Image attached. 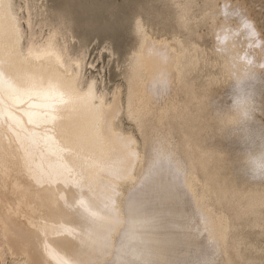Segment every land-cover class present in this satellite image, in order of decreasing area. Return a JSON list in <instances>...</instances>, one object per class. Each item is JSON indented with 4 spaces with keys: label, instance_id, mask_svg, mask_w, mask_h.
<instances>
[{
    "label": "bare ground",
    "instance_id": "6f19581e",
    "mask_svg": "<svg viewBox=\"0 0 264 264\" xmlns=\"http://www.w3.org/2000/svg\"><path fill=\"white\" fill-rule=\"evenodd\" d=\"M25 2L0 0V264L6 252L16 264H258L232 220L255 213L264 229V179L249 178L264 172V144L235 139L254 133L248 111L264 96L226 88L259 70L263 50L234 10L211 11L224 80L197 93L184 76L192 43L148 31L125 98L117 86L109 99L85 79L82 48L35 30L44 4ZM124 100L143 147L120 124Z\"/></svg>",
    "mask_w": 264,
    "mask_h": 264
},
{
    "label": "rangeland",
    "instance_id": "374dc122",
    "mask_svg": "<svg viewBox=\"0 0 264 264\" xmlns=\"http://www.w3.org/2000/svg\"><path fill=\"white\" fill-rule=\"evenodd\" d=\"M30 1L32 5L44 4L46 18L44 23L41 21L38 9L34 8L33 10L35 30L43 31L45 36L50 31L58 30L71 39L73 53L81 52L82 48V52L87 55L85 79L96 76L99 84L98 89L106 93L109 99L112 98L113 91L117 86L122 87L125 98L127 92L125 76L129 61L139 45L143 33L148 31L158 37L168 39L174 37V39L182 40L185 44L192 43L191 50L194 49L193 52L198 54L199 59L191 65H188L185 59L182 62L184 65L187 64L184 76L194 86L197 93H202L208 83L224 80L226 74L221 64L217 63L220 61V55L215 49L214 36L211 31V11L217 7L227 9L228 12L234 10L233 13L238 17V25L245 33V38L252 41L251 43L256 48H261L263 53L259 70L253 76L241 79L239 81L241 84L239 82H236V86L231 84L226 88V91L230 93L229 90L232 88V91L242 89L246 93H244L245 100L249 98L248 101H256L264 96V0ZM17 3L26 2L17 0ZM187 5L190 8L186 21H184L182 14L186 13ZM138 25H142V28L138 29ZM25 29L28 33L29 28L26 25ZM256 96L257 98H255ZM255 105L258 109H255ZM255 105L254 109L251 107L252 109L250 108L248 111L251 114L250 118L248 116L247 118L249 123L252 121V125L249 124L250 127L256 128V130L254 133L252 130L251 133L244 132L242 136L235 138L244 145L260 146L264 144V111L262 109L264 103ZM124 106L120 115V124L125 130L132 132L140 143V147H143V134L136 121L127 115L126 100H124ZM259 109L261 110L259 111ZM245 200L243 199V202ZM230 201V204L234 203L232 199ZM260 210L264 216V206L260 207ZM228 213L232 217V211L230 210ZM257 217V214L250 213L232 221L236 224L234 233L241 237V252L245 257L255 258V262L258 264H264V229L253 225L254 219ZM3 242V234L0 233V245ZM10 255L9 252L5 253L4 264H16Z\"/></svg>",
    "mask_w": 264,
    "mask_h": 264
},
{
    "label": "clouds",
    "instance_id": "9594fccd",
    "mask_svg": "<svg viewBox=\"0 0 264 264\" xmlns=\"http://www.w3.org/2000/svg\"><path fill=\"white\" fill-rule=\"evenodd\" d=\"M249 178L253 180L264 179V172L254 171Z\"/></svg>",
    "mask_w": 264,
    "mask_h": 264
}]
</instances>
